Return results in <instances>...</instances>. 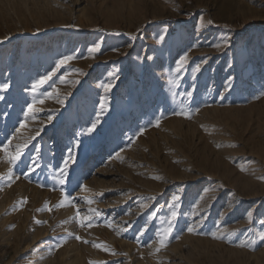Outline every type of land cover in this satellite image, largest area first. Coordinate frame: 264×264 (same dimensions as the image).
<instances>
[{
  "label": "rangeland",
  "instance_id": "374dc122",
  "mask_svg": "<svg viewBox=\"0 0 264 264\" xmlns=\"http://www.w3.org/2000/svg\"><path fill=\"white\" fill-rule=\"evenodd\" d=\"M225 35L231 47H213ZM70 54L77 58L55 70ZM110 72L117 78L101 112ZM4 83L0 147L11 140L14 154L29 142L25 158L32 145L43 158L28 173L0 152V264H264V0H0ZM33 99L44 103L25 120ZM69 148L75 163L60 185ZM171 210L180 215L157 252ZM88 217L92 227L81 226Z\"/></svg>",
  "mask_w": 264,
  "mask_h": 264
},
{
  "label": "snow or ice",
  "instance_id": "6c2138e0",
  "mask_svg": "<svg viewBox=\"0 0 264 264\" xmlns=\"http://www.w3.org/2000/svg\"><path fill=\"white\" fill-rule=\"evenodd\" d=\"M203 23H204V17L201 16L199 18V24L202 25ZM206 23H207V25H212L214 22L211 19H209V20H207ZM118 34L119 33H117V35ZM160 39L162 40L163 39V36H161ZM231 43H232L231 42V37L225 35V36L220 37L219 40H218V42L215 43L213 45V47H215L217 49L228 48V47H231ZM99 50H100V44H98V43L93 44V45H91L88 48L89 54H95V53L99 52ZM76 58H77L76 56L71 55V54L70 55L63 56L56 63L55 70H59V68L61 66L68 64L69 62H71L72 60H74ZM188 59H189L188 53L185 52L176 61V66H175L174 72L177 75H179V73H181L184 70L185 65L188 63ZM55 70L52 71V72H50V73L45 74L40 79H38L32 85L31 91L33 93H36L37 92V89L42 84L47 83L52 78V76L55 75ZM192 71H193V75L195 76L196 73H199L201 71V66L199 64H197L192 69ZM109 77H110L109 82L104 83V84L101 85V87L103 88L104 93H105V97H102L101 98V101H100V109H101V112H104V111L107 110V98H106L107 97V93H109L111 91L112 87H113L112 80H114V79L117 78L116 77V73H112V72L109 73ZM231 79L232 78L230 77L229 78V81ZM60 81H61V83H65V82H67V83H73V84H78L79 83L78 80H76V81H65V78L63 76L60 77ZM170 82L173 83L174 86L179 87V83L176 80H172ZM9 87H10L9 84L4 83V84L0 85V91H7ZM229 90H230V88H229ZM261 94H264V93H261ZM185 95L188 98L189 102H191V98L193 96V92L192 91H187L185 93ZM51 96H52V93L45 94V98H50ZM56 99H57V102L58 103H61V104L64 103V100L63 99H60L59 97H56ZM37 103L43 104L44 103V99H39V100L33 99L32 103L28 105L27 111L24 112V118H25V120H27V119H33V120L37 119V115H36V113L34 111V106ZM194 111L199 112V108L194 109ZM172 114L173 115H185L188 118H190V114L189 113H185L183 111H179V112L173 111ZM162 116H163V113H161L159 116L156 117V119H155V125L156 126L159 125L160 119L162 118ZM51 120H52V117L49 116L48 117V121H51ZM151 122L152 121H149V123H151ZM99 123H100V119H99V117H97V119L90 124V126L87 129V132L90 134L94 130H96L97 125ZM20 127L21 128L25 127V124L24 123H21L20 124ZM42 130H43L42 128L40 130H38L36 132V134L31 137V140H35L36 139V136H39L40 135V132ZM142 132H143V129H140V131L137 132L136 135L138 136V135L142 134ZM129 140H130V143L133 142L134 137H130ZM10 144H11V140H9L7 143H5L3 145V147H0V152H5V154L7 155V158H8V163L10 165H12L13 168L16 167L19 163H23L25 165V167L27 168L28 173H31V172H34L37 168H39L41 166V159L43 157L41 156V150L39 148H37L35 145H32V148H33V151H34L35 154L34 155L29 154L25 158L24 150L29 147V142H25L24 144H17V145H15L14 154H10V153L7 152V149H8V147H9ZM79 144H80V142L79 141H76V143L73 145V148H78L79 147ZM231 146L235 147V145H231ZM217 147H219V145H217ZM73 148H69L67 150L66 157L62 159L61 165L58 168V183L60 185H64L67 182V175H68V171H69V168H70V163L69 162L71 161L72 163H75V156H74ZM18 178L19 177H16V179H18ZM153 178L155 179L156 177H153ZM6 179L8 181L9 186H10V184L13 182V174L11 173V171H10L9 176ZM262 179H264V177H262ZM84 190L86 191L87 188L85 187ZM179 200H180V196L179 195H174L172 197L173 203H172L171 207L172 208H176V205L179 202ZM87 203L91 204V203H93V201L89 200V201H87ZM63 206H65L64 203H63V201L60 204L56 205V207H63ZM142 207H147V205H142ZM48 210L51 211L50 208ZM89 212L94 213V215H96V216L100 215V213L98 211L94 210V209H89ZM77 215H79V212L78 211H77ZM155 215H156V212L153 211L151 213V218H154ZM179 215H180V213L177 210H171L170 211V216L168 217V219L166 221V226L163 229H160V230L157 231V238H158V244H159V247L156 249L157 252L160 250V248L166 247L167 240H168V238L170 237V235L172 234V232L174 230L175 222L177 221ZM246 215H247L248 218H251L252 215H253V212L250 210ZM91 220H92L91 217L86 218V221L84 219L80 220L81 226H83V227H92ZM36 223H41V221H38L37 220ZM261 223H264V221H261ZM145 230H146V226H145ZM187 231L189 233H193V232L196 231V229H195L194 226L189 225L187 227ZM141 234H143V233H141ZM211 235H212V237L214 239H224L225 238V236L223 234L217 235L215 232L211 233ZM230 235H232V234H229V236ZM258 236H259V239L261 241H264V232L258 233ZM75 238L77 240H80L81 239V237L78 236V235ZM84 242L87 243L88 241H84ZM58 246L59 245H57V247ZM93 246L94 247H101L102 245H100V244H94ZM240 246L241 247H244V246H247V244L242 242ZM105 250H107V249H105Z\"/></svg>",
  "mask_w": 264,
  "mask_h": 264
}]
</instances>
